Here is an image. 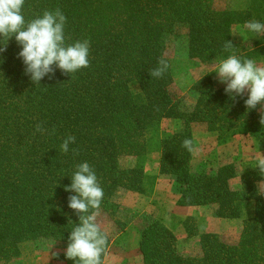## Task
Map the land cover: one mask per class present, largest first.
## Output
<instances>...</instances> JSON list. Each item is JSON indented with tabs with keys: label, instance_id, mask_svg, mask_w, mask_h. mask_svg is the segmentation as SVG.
Wrapping results in <instances>:
<instances>
[{
	"label": "trees",
	"instance_id": "trees-1",
	"mask_svg": "<svg viewBox=\"0 0 264 264\" xmlns=\"http://www.w3.org/2000/svg\"><path fill=\"white\" fill-rule=\"evenodd\" d=\"M57 7L67 17L66 44L90 41L89 68L72 75L56 69L54 78L46 76L35 85L25 75L18 58L22 47L14 37L0 53V261L18 258L26 241L68 244L80 220L68 207L75 193L65 189L82 162L94 169L104 191L99 210L109 215L119 208L113 200L119 188L143 192L144 166L122 167L120 158L143 157L148 134L159 132L168 118L177 128L161 133L158 172L172 178L176 204L211 207L215 217L241 219L242 227L237 242L229 243L216 232L198 233L192 218L185 217L187 236L197 237L200 251L183 255L173 231L151 216L140 230L142 263L264 264V192L258 188L264 177L256 161L243 164L239 186L232 188L234 163L194 167L192 152L182 146L185 139L194 145L193 124L198 123L220 145L242 136L264 151L260 106L248 110L246 94L231 99L226 85L206 71L192 84L193 107L183 109L172 90L173 66L163 39L181 35L188 59L200 64H217L233 54L223 48L231 41L241 59L264 65V36L247 31L248 48L233 39L234 27L253 19L264 22V0L225 9L215 8L214 0H25L23 15L30 21ZM4 43L0 38V46ZM160 58L168 62V71L152 78L149 72ZM38 123L48 131L35 132ZM53 128L55 134H49ZM68 135L76 143L65 154L60 145ZM110 244L108 236L103 262Z\"/></svg>",
	"mask_w": 264,
	"mask_h": 264
},
{
	"label": "rangeland",
	"instance_id": "rangeland-1",
	"mask_svg": "<svg viewBox=\"0 0 264 264\" xmlns=\"http://www.w3.org/2000/svg\"><path fill=\"white\" fill-rule=\"evenodd\" d=\"M247 2L248 0H214V6L218 9L244 8ZM179 38L181 35L176 40L172 35L164 36L165 53L173 66L174 95L180 97L183 109L190 110L196 98V93L192 89L193 82L206 71L212 72L216 81H219L217 74L212 71L216 64H200L188 59L184 41ZM233 39L245 48L252 46L244 26L233 28ZM176 128V121L163 119L159 132L148 134V151L143 157L121 156L122 167L133 166L138 162L144 166V191L138 193L119 188L113 196V200L119 205L116 214L112 216L99 210L97 223L111 238L103 264H143L138 242L144 219L151 216L160 218L173 231L177 238L178 251L183 255H196L200 251L197 237L187 236L182 221L185 217L192 218L198 233L217 231L224 241L237 242L242 227L241 219L217 218L213 215L212 208L208 206H183L190 208L179 209L177 206L181 205L176 204L179 196L174 190L172 178L159 174L158 141L163 131H172ZM193 136L194 167L215 168L225 163H234L236 176L231 179L232 188L239 186L243 164L255 162L257 156L264 154V151H257L254 148V142L249 137H236L227 144L220 145L216 136L207 131L204 124H193ZM260 189H264V185H260ZM188 224L192 225L189 221ZM66 248L67 244L51 240L26 241L21 244V254L18 258L10 262L0 261V264H74V261L65 257Z\"/></svg>",
	"mask_w": 264,
	"mask_h": 264
},
{
	"label": "clouds",
	"instance_id": "clouds-1",
	"mask_svg": "<svg viewBox=\"0 0 264 264\" xmlns=\"http://www.w3.org/2000/svg\"><path fill=\"white\" fill-rule=\"evenodd\" d=\"M25 0H0V38L5 43L0 46V53L6 51L7 41L15 38L22 50L18 58L22 59L25 66V75L30 77L33 84H40L44 77L54 78L56 69L62 74L72 75L81 69L90 67V41L77 40L66 44L65 26L67 17L57 7L54 10H45L42 15L26 21L23 15ZM244 28L255 36H264V22L249 20ZM225 51L233 54L220 60L213 68L218 81L226 85L224 92L233 100L236 97L244 99L248 110H261L259 123L264 125V65L258 64L254 59H241L235 54L231 41L223 45ZM157 67L150 70L152 78H163L167 73L169 64L160 58ZM48 131L42 123L35 126V132L44 134ZM49 134H55L53 128ZM76 143L74 135H68L60 145L63 153L69 152V145ZM182 146L189 152L194 151L193 141L185 139ZM73 155H79V150L71 149ZM256 169L264 177V154L256 158ZM260 185L258 188L261 192ZM66 191L75 195L68 197V207L79 216L80 224L75 226L68 237L65 257L74 261V264H103L102 257L108 246V236L97 223V216L101 207L104 191L98 181L94 169L88 162L77 165V170L72 175L70 186ZM91 211V214H89Z\"/></svg>",
	"mask_w": 264,
	"mask_h": 264
},
{
	"label": "crops",
	"instance_id": "crops-1",
	"mask_svg": "<svg viewBox=\"0 0 264 264\" xmlns=\"http://www.w3.org/2000/svg\"><path fill=\"white\" fill-rule=\"evenodd\" d=\"M179 209H182V208H190V207H183V206H177ZM222 219V218H221ZM214 232H216V233H218L217 231H214Z\"/></svg>",
	"mask_w": 264,
	"mask_h": 264
}]
</instances>
